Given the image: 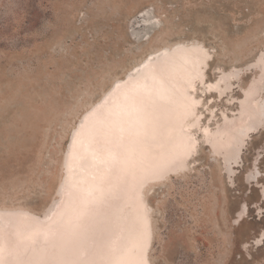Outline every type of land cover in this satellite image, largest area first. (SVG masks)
<instances>
[{"label":"rangeland","instance_id":"374dc122","mask_svg":"<svg viewBox=\"0 0 264 264\" xmlns=\"http://www.w3.org/2000/svg\"><path fill=\"white\" fill-rule=\"evenodd\" d=\"M196 48L204 59L197 74L186 75L192 80L185 88L192 106L184 119L176 123L180 117L173 110L168 120H151L155 112L182 102V87L161 90L163 102L153 104L142 88L154 92L166 81L154 80L145 63L122 81L125 89L136 82L137 91L131 97L121 91L120 100L129 105L128 118L133 107L134 115L142 111L141 119L152 126L112 139L107 149L112 169L95 175L80 169L81 163L98 160L94 152L107 155L94 149V137L85 142L83 132L105 127L102 108L116 110V104L99 105L112 84L150 53L158 52L152 61L159 59L155 65L162 71L171 55ZM95 106L102 116L77 131L69 150L71 164L76 161L68 168L76 177L61 199L71 133ZM152 127L163 129L150 139L157 146L137 154L129 143L139 142L142 149L143 134ZM178 143H187L184 151ZM84 173L103 191L104 184L115 183L116 195H110L115 199L107 196L91 206L77 177ZM134 194L150 231L136 258L144 264H264V0H0V210L12 216V230L0 234V264H87L94 250L100 252L104 231L113 232L108 218L116 206ZM26 211L39 216L51 211L54 220H40L39 228L16 242L14 229L33 226Z\"/></svg>","mask_w":264,"mask_h":264},{"label":"bare ground","instance_id":"6f19581e","mask_svg":"<svg viewBox=\"0 0 264 264\" xmlns=\"http://www.w3.org/2000/svg\"><path fill=\"white\" fill-rule=\"evenodd\" d=\"M189 44V43H188ZM182 45V44H181ZM194 45V44H193ZM197 45V44H196ZM182 46H184V44L182 45ZM181 46V47H182ZM191 47H193V49L195 48L194 46H192V45H190ZM175 48L176 47H178V46H174ZM181 47L179 48V51L181 50ZM187 47V46H186ZM189 47V46H188ZM191 47H189V48H191ZM173 48V47H172ZM171 48V49H172ZM169 48H163V51L165 52H167V51H169L168 50ZM177 49V51H178V48H176ZM197 50L196 51H192L190 54H182V53H176L175 55H167V53H166V55L169 57V58H167V60H166V65L163 67L164 69L161 71V70H159L157 67H156V65L155 64H157L158 63V60H157V58H156V60H157V63H154L153 61H152V58L153 57H155L157 54H158V52L157 53H150V55H149V57L148 58H146L142 63H140L134 70H131L130 72H128L126 75H125V77H124V79L122 80V79H120V80H117V81H115L113 84H112V86L110 87V90L108 91V93H106L105 94V96H104V98H103V100L101 101V102H99V105L102 107L103 106V104L102 103H106L107 105H109V106H113L114 104H116V110H114V111H112V112H107V109L105 110L104 108H102V111H104L105 112V114H103V116H102V113L100 114V113H98L99 115H101L102 117H106V124H105V127L103 128V129H99L98 131L99 132H97L96 134H94V133H92V130L90 131L89 130V128L87 129V128H85V127H83L84 126V124H85V126L86 127H91V125L95 122V121H97V117L99 116L98 114V116L96 115V113L98 112L97 110H98V106L96 107L95 106V108H91V110H88V111H86V114L84 115L83 114V116L81 117L82 118V120L80 121V123H79V126L77 127V129L75 130V131H73V133H71L72 135H71V139H70V148H68V151H67V153H66V157H65V162H66V164H65V168H67V170H65L66 172H67V174H66V178H65V175H64V181L60 184V186H59V189H58V192H59V194H60V197H61V199L62 198H64V196H65V194H64V190L65 189H67V188H69L68 187V185L71 183H69L68 181L70 180V179H72V178H75L76 176H74V175H72V174H70V168H69V166H71L72 167V165H74L73 163L76 161V160H74L73 161V163L71 164V159H69V150L71 151V150H73L72 149V143H73V141H75V139H76V137L78 138V136H77V131H79V130H83L84 128V131L85 132H83L84 133V141L85 142H88V140H90L91 139V137H94L95 138V140H96V142H95V144H96V148H94L95 150H104V153L107 151V149H109L110 147V144L113 142L112 141V139L115 141L116 139H117V137H118V139L119 138H121V135L122 136H128V135H131V134H135V129H137L138 127H139V129H137V131H136V133H138V134H140L139 132H142V131H144L143 130V126H144V128H145V126H147V124L149 125V128H150V126H152V122L150 121V123H148L149 122V120H142L141 119V116H142V111L141 112H139L138 113V115L137 116H135L134 115V109H133V107L132 108H130V111H131V115H130V118H128L129 117V111L127 110V107L129 106L128 104H126L125 102H122V100H120L121 99V97H120V93H121V91H122V93L124 94V91L127 93V95L129 96V97H131V96H133L134 94L133 93H135V90L137 91V88H138V85L136 84V82H134V84L132 85V86H129V87H127L126 89L122 86V81H127V80H129V78L132 76V74L135 72V70L138 68V67H140L141 65H144L145 63L146 64H148V63H150L149 65H150V67H152V68H150V70L152 71V73L151 74H154V77H155V79L154 80H156L157 82H159V81H161L162 80V76H164L165 77V81L166 82H164L163 80H162V83H159L160 84V87L159 86H157V84L155 85V87H153L154 89H152V90H154V92H148L149 91V89H146V88H142V93L143 92H146V94L147 95H145L144 97H146V98H150L151 99V101L153 102V104H155V105H159L160 104V102H163V99L162 98H160L161 97V90H164V91H169V89H172V88H175L176 86L178 87V85H179V87H182V90L179 92V95L180 96H182V102L181 101H179L178 103L177 102H175L174 104L173 103H171L172 104V107L170 108V109H168V110H166V109H161V111L159 112H155V115L153 116V118L151 119V120H153V121H155L154 120V118H165L166 120H168V117L170 116V115H173L171 112L173 111V110H175V113L176 114H179L178 116L180 117V119L178 118V119H176V123L178 122V123H180L183 119H184V116H186L187 115V112L191 109V106H192V103H190L191 102V99L189 98V97H187L186 95V91H185V88H187V87H189V84H190V82L192 81L191 79V81H189V79L187 78V76L188 75H190V73L191 72H194V74H197V71H196V69H197V64H199L204 58H203V55H202V50H200V48L198 49V48H196ZM162 50V49H161ZM161 50H159V51H161ZM182 50H186V49H182ZM163 51H161V52H163ZM189 51V50H188ZM163 52V53H164ZM203 53H205V52H203ZM165 54V53H164ZM163 55V54H162ZM205 55V54H204ZM164 57V56H163ZM162 58V57H161ZM183 58H185V60H181V59H183ZM203 58V59H202ZM155 59V58H154ZM165 59H166V57H165ZM177 60L179 61V60H181L182 62H179L178 64H175V62H177ZM162 60H160V62H161ZM163 61H164V59H163ZM162 61V62H163ZM190 61V62H189ZM186 63V64H185ZM188 63V64H187ZM159 64V63H158ZM188 65V66H187ZM147 66V65H146ZM148 67V66H147ZM200 67V66H199ZM199 67H198V70L200 71L201 70V68L199 69ZM134 68V67H133ZM141 68H142V66H141ZM147 69V68H146ZM145 69V70H146ZM180 69H181V71L182 72H180ZM183 69V70H182ZM186 69H187V71H186ZM144 69H142V71H143ZM198 71V72H199ZM148 72H146V74H147ZM187 73H188V75H187ZM141 75H142V72L140 73ZM224 74V73H223ZM148 75H149V73H148ZM187 75V76H186ZM193 75V74H192ZM145 76H147V75H145ZM153 78V77H152ZM191 78V77H190ZM167 79V80H166ZM193 79V78H192ZM195 79H196V77H195ZM194 79V80H195ZM134 81V80H133ZM145 81V80H144ZM146 81H148L147 79H146ZM194 82V81H193ZM130 83V82H129ZM150 83V82H149ZM166 83H168L169 84V86L167 87V85H166ZM192 83V82H191ZM126 85V84H125ZM163 86V87H162ZM172 86V87H171ZM123 87V88H122ZM152 87H150V88H152ZM180 89V88H179ZM173 90V89H172ZM139 92H140V90H138ZM248 91V90H247ZM148 92V93H147ZM173 95V94H172ZM178 95V96H179ZM122 96V95H121ZM179 96V97H180ZM191 96V95H190ZM140 97V96H139ZM171 97V96H170ZM177 97V96H176ZM246 98H248V97H246ZM253 98V97H252ZM118 99V100H117ZM123 99V98H122ZM173 99V98H172ZM194 99V98H193ZM243 99V98H242ZM143 100H145V99H143ZM169 101V100H168ZM172 101V100H171ZM143 102V101H142ZM245 102V101H244ZM166 103H167V100H166ZM166 103H165V105H166ZM113 104V105H112ZM152 104V105H153ZM170 104V103H169ZM196 104V103H195ZM167 106H168V103H167ZM105 107V106H104ZM106 108H108V107H106ZM151 108V107H150ZM126 109V110H125ZM243 109V108H242ZM155 110V109H154ZM166 110V111H165ZM152 111V110H151ZM156 111H157V108H156ZM251 111V110H250ZM249 111V112H250ZM256 111V110H255ZM106 113H108V115L106 114ZM186 114V115H185ZM239 114V113H238ZM96 115V116H95ZM189 115V114H188ZM100 116V117H101ZM101 117V118H102ZM172 117V116H171ZM239 117H240V115H239ZM96 118V119H95ZM176 118V117H175ZM174 118V119H175ZM132 119V120H131ZM231 119H234V118H231ZM237 119V118H236ZM134 120H135V122H136V124H134L133 122H134ZM237 121V120H236ZM103 122V121H102ZM96 123V122H95ZM98 123V122H97ZM183 123V122H182ZM160 124V123H159ZM174 125V124H173ZM183 125V124H182ZM182 125H181V127H182ZM93 126V125H92ZM101 126V125H100ZM175 127H176V124L174 125ZM174 126H173V129H174ZM170 129V128H169ZM128 130H130V131H128ZM181 130H182V128H181ZM184 132H186L185 130H183ZM187 131H189L188 129H187ZM123 132V133H122ZM158 132V134L159 133H162L163 132V129L161 128V129H158V130H154L153 129V127L151 128V131H149L148 130V132H146V134L144 133L143 134V138H144V140H146V142H143L141 145H142V149H137V147H136V145H138V143H136V145H133V144H131V143H129V146L131 147V148H135V150H138L136 153L138 154V153H145L146 151H149V150H151V149H155L154 148V146L156 145L157 146V144H156V142H154V143H151V141H150V139H152V137L153 136H155V133H157ZM182 132V131H181ZM183 132V133H184ZM190 132V131H189ZM127 133H131V134H128V135H125V134H127ZM188 133V132H187ZM187 133H186V135H187ZM213 133V132H212ZM80 134V133H79ZM213 134H215V133H213ZM185 135V134H184ZM189 135H191L190 133H189ZM182 137V136H181ZM191 137V136H190ZM241 137V136H240ZM123 138V137H122ZM138 138V137H137ZM238 138H239V136H238ZM242 138V137H241ZM80 139H81V136H80ZM170 139V138H169ZM168 139V140H169ZM180 139V138H179ZM188 139H189V137H188ZM193 139V138H192ZM192 139L190 140V141H188V140H185L186 142L188 141V143L189 144H191L190 142L192 141ZM210 140H211V138H209ZM217 139V138H216ZM215 139V140H216ZM94 140V141H95ZM138 140H139V138H138ZM237 140H239V139H237ZM91 141V140H90ZM123 141H125V140H123ZM167 141V140H166ZM173 141V140H172ZM77 142H79V141H77ZM171 142V141H170ZM178 142H180V141H178ZM193 142V141H192ZM109 143V144H108ZM115 143V142H114ZM114 143H113V146H114ZM176 143V142H175ZM174 143V146L176 145ZM182 143V142H181ZM181 143H178L177 145L180 147L181 146ZM76 144V143H75ZM74 144V145H75ZM120 144V143H119ZM180 144V145H179ZM184 144V143H183ZM187 144V143H186ZM186 144H184L183 146H185ZM188 144V145H189ZM236 144H237V142H236ZM85 145V144H84ZM84 145L82 146V147H84ZM88 145V144H87ZM173 145V144H172ZM193 146H194V144H192ZM75 146H77V145H75ZM119 146V145H118ZM155 146V147H156ZM169 146H170V144H169ZM183 146H181V148H183ZM187 146V145H186ZM185 146V147H186ZM192 146V147H193ZM81 147V148H82ZM91 147V146H90ZM89 147V148H90ZM109 147V148H108ZM120 147V146H119ZM164 148L165 147H168V145H166V146H163ZM185 147L182 149L183 151L185 150ZM112 148H114V147H111V149ZM124 148V147H123ZM169 148V147H168ZM171 148V147H170ZM169 148V149H170ZM173 148V147H172ZM171 148V149H172ZM181 148L179 149L180 150V152H182L181 154H183L184 152L181 150ZM191 148V147H190ZM190 148H188V149H190ZM75 149V148H74ZM94 149H93V151H94ZM110 149V150H111ZM116 149H120V148H116ZM188 149H186V151L188 150ZM123 150V149H122ZM141 150V151H140ZM89 151H90V149H89ZM109 151V150H108ZM106 152V154L107 155H104V153H101V154H103L104 156H100L99 157V155L98 154H96V152H94L95 153V156L98 158V160H94L93 162H89L88 160V163L84 166L82 163L78 166L80 169H84L87 173H89L90 175H95L96 174V172H97V170H100V169H105L106 167L108 168L109 167V169H112V163H113V161H111V159L109 158L110 157V154L109 153H112V152ZM185 151V152H186ZM72 152V151H71ZM117 152V151H116ZM123 152V151H122ZM179 152V153H180ZM189 152V151H188ZM73 153H74V151H73ZM84 153V152H83ZM91 153V152H90ZM93 153V152H92ZM99 153V152H98ZM120 153V152H119ZM118 153V154H119ZM135 153V154H136ZM175 153V152H174ZM177 153V152H176ZM76 154V153H75ZM117 154V155H118ZM178 154V153H177ZM188 154V153H187ZM82 155V154H81ZM86 155V154H85ZM90 155V154H89ZM94 155V154H93ZM98 155V156H97ZM184 155V154H183ZM72 156V155H71ZM74 156V155H73ZM79 156V155H78ZM83 157H84V155H82ZM107 156V157H106ZM113 156V155H112ZM111 156V157H112ZM178 156V155H177ZM185 156L187 157V155L185 154ZM86 157V156H85ZM84 157V158H85ZM140 157V156H139ZM167 157H169V156H167ZM185 157V158H186ZM71 158V157H70ZM74 158V157H73ZM87 158H89V156L87 157ZM95 158V157H94ZM174 158V157H173ZM185 158H184V160H185ZM175 159V158H174ZM77 160H78V158H77ZM115 160V159H114ZM142 160H143V158H142ZM148 160V159H147ZM145 161V160H144ZM180 161V160H179ZM84 162V161H83ZM119 162V161H118ZM127 162V161H126ZM144 163V162H143ZM119 165H121V164H119ZM155 165V164H154ZM158 165H160V164H158ZM177 165V164H176ZM180 165V164H179ZM145 166V165H144ZM146 166H147V164H146ZM178 166V165H177ZM150 167V166H149ZM153 167V166H152ZM154 167H157V166H154ZM176 167V166H175ZM179 167V166H178ZM69 168V169H68ZM73 168V167H72ZM75 168V167H74ZM121 168V167H120ZM146 168V167H145ZM148 168V167H147ZM177 168V167H176ZM151 169V168H150ZM79 171V169H77V170H75V172H78ZM65 172V173H66ZM108 172V174L110 173V171H106L105 173H107ZM116 172H117V170H116ZM115 172V173H116ZM105 173H103V174H105ZM114 173V172H113ZM111 174V173H110ZM109 174V175H110ZM85 173L84 174H80L79 176H77L78 178H80L81 180H82V182L79 180V182H81L80 183V185H81V187H83V193H85L86 195H87V197H91L90 199H91V206H95V205H97V204H99V203H101L102 202V199H104V198H106L107 196L111 199L112 197H113V192H114V184L115 183H112V181H111V183L112 184H104V187L102 188V189H105V191H103V190H100V188L99 187H95V186H92V181H91V179L89 180V181H91V182H89V181H87L86 180V178H85ZM102 176V175H101ZM114 176H115V174H114ZM113 176V177H114ZM121 176V175H120ZM91 177V176H90ZM94 177V176H93ZM98 178V177H97ZM117 178V177H116ZM94 179V178H93ZM92 179V180H93ZM104 179V178H103ZM160 179V178H159ZM73 180V179H72ZM96 180V179H95ZM99 180V179H98ZM107 180V179H106ZM106 180H104L105 182H106ZM76 181V180H75ZM97 181V180H96ZM95 181V182H96ZM101 181H103L102 180V178H101ZM119 182V181H118ZM117 182V183H118ZM74 183V182H73ZM77 183H78V181H77ZM104 183V182H103ZM74 184H76V182L74 183ZM95 184V183H94ZM97 184V183H96ZM100 184H101V182H100ZM73 185V184H72ZM78 185V184H77ZM98 185V184H97ZM98 186H100V185H98ZM125 186H127V185H125ZM125 186H124V188H125ZM74 188V187H73ZM80 190V189H79ZM78 190V191H79ZM132 191V190H131ZM65 192H66V190H65ZM129 192V191H128ZM119 193V192H118ZM130 193V192H129ZM75 194V193H74ZM78 194V193H77ZM112 194V197H110V195ZM114 195H116V193L114 194ZM118 195V194H117ZM120 196V195H119ZM142 196V195H141ZM78 197V196H77ZM77 197H75V199L77 198ZM115 197V196H114ZM118 197V196H117ZM122 197H124V196H122ZM79 198V197H78ZM77 198V199H78ZM75 199L73 200V201H75ZM81 199V198H80ZM84 199V198H83ZM115 199V198H114ZM114 199H111V200H114ZM117 199V198H116ZM81 201V200H80ZM83 201V200H82ZM81 201V202H82ZM122 202H121V204L120 205H117L116 206V211H115V214H114V216H113V218L112 217H109L108 219H110L111 220V224H112V226H111V231H112V229H113V232H111V233H108L107 231L105 232L104 231V233H103V235H101V239H103L104 241L102 242V247H101V250H100V252L98 253V252H96L95 250L92 252V259H89L88 260V262H86L87 264L90 262V264H138V262H142V261H139V259H136L137 257L138 258H140L139 256H137V254H138V252L139 253H142V251L144 250L145 251V245H144V241L147 239V236H148V234H149V230H148V226H147V224H146V221H145V216L142 214V212H141V207H142V204H141V201L139 200V198L137 197V195L136 194H134L133 196H131V197H127L126 199H122L121 200ZM78 202H79V199H78ZM80 202V203H81ZM108 202H110L109 201V199H108ZM61 203V202H60ZM80 203H78L79 205H80ZM85 203H86V201H85ZM111 203V202H110ZM145 203V202H144ZM76 204V203H75ZM112 204H114L113 202H112ZM85 204L84 203H81V206H83V208L85 207L84 206ZM103 205V204H102ZM101 205V206H102ZM145 205V204H144ZM80 206V208H82ZM103 206H105V205H103ZM107 206V205H106ZM110 206H112V205H110ZM76 207V206H75ZM107 207H109V206H107ZM98 208V207H97ZM113 208V207H112ZM127 208V209H126ZM59 209V208H58ZM76 209V208H75ZM85 209V208H84ZM92 209V208H91ZM94 209V208H93ZM100 210H101V208H99ZM81 210V209H80ZM87 210V209H86ZM90 210V209H89ZM25 211V210H24ZM54 211V210H53ZM66 211V210H65ZM82 211H85V210H82ZM82 211H80V212H82ZM93 211V210H92ZM11 212H13L12 210H11ZM27 213H29L28 214V217L31 219V220H33L34 222H33V226H26L25 228L24 227H18L17 229H14L13 231H15L17 234H18V236H17V239H16V242L17 241H19V239H22V238H25V237H27V235L30 233V234H32V232L31 231H35L36 230V228L38 227L39 228V224H40V220L41 221H43V222H48V221H50V220H52L53 218H54V216L52 217V215L50 216V213H51V211H48L47 213H45L44 215H42V216H39V215H37V214H32V213H30V212H28V211H26ZM55 212H56V209H55ZM69 212V211H68ZM75 212V211H74ZM77 212H79V210L77 211ZM88 211H86L85 213H87ZM97 212V211H96ZM112 212H113V210H112ZM111 212V213H112ZM10 212H8V210H0V234L1 235H4V236H6L5 235V231L7 230H9V229H11L10 228V217H12V216H10V215H8ZM88 213H92V214H94L93 212H88ZM87 213V214H88ZM87 214H85V215H87ZM97 213H95V215H96ZM24 215V214H23ZM58 215H60L59 213H58ZM77 215V214H76ZM79 215V214H78ZM84 215V214H83ZM90 215V214H89ZM89 215H87V216H89ZM94 215V216H95ZM100 215V214H99ZM107 215V214H106ZM21 216H22V214H21ZM62 216H64V215H62L61 214V217ZM86 216V217H87ZM92 216V215H91ZM91 216H89V217H91ZM98 216V215H97ZM105 216V215H104ZM89 217H87V220L89 219ZM106 217V216H105ZM105 217H104V219H105ZM149 217V216H148ZM18 218V217H17ZM63 218V217H62ZM80 219H81V217H79ZM93 218V217H92ZM95 218V217H94ZM97 218V217H96ZM98 218H100L99 216H98ZM73 219H75V218H73ZM80 219H78L79 221H82V220H80ZM101 219H103V218H101ZM39 220V221H38ZM54 220V219H53ZM85 220V219H84ZM93 220V219H92ZM96 220V219H95ZM57 221V220H56ZM59 221V220H58ZM60 221H61V218H60ZM65 221V220H64ZM72 221V220H71ZM102 221V220H101ZM104 221H107V220H104ZM16 222V221H15ZM55 222V221H54ZM83 222V221H82ZM90 222V221H89ZM93 223H94V221H92ZM96 222V221H95ZM81 223V222H80ZM85 223H86V220H85ZM84 223V225H87V223L85 224ZM97 223V222H96ZM51 224V223H50ZM49 224V225H50ZM79 224V223H78ZM89 224H91V223H89ZM98 224V223H97ZM97 224H94V225H91V226H93V227H95V226H97ZM101 224V223H100ZM99 224V225H100ZM13 225H15V224H13ZM59 225V224H58ZM64 225V224H63ZM97 226V227H100V226ZM105 225V224H104ZM41 226V225H40ZM79 226H81V225H79ZM12 227H14V226H12ZM32 227V228H31ZM93 227L92 228H90V230L91 229H93ZM49 228V227H48ZM72 228V227H71ZM82 228H83V226H82ZM24 229V230H23ZM61 228H59L58 229V231L60 230ZM98 229V228H97ZM102 229H103V225H102ZM12 230V229H11ZM89 230V229H88ZM94 230V229H93ZM93 230L92 231H90V232H93ZM95 231V230H94ZM3 234H2V233ZM14 232V233H15ZM79 232V231H78ZM87 234H89L87 231H85ZM7 233H9V232H7ZM6 233V234H7ZM38 233H40V232H37V234ZM57 233V232H56ZM68 233H70V232H68ZM98 233V232H97ZM55 234V233H54ZM58 234V233H57ZM60 234V233H59ZM58 234V235H59ZM80 234V233H79ZM92 234V233H91ZM1 235H0V237H1ZM35 235V234H34ZM84 235V234H83ZM86 235V234H85ZM84 235V236H85ZM95 235H97L96 233H95ZM61 236V235H60ZM70 236H73V235H70ZM81 235H78L76 238H78V237H80ZM83 236V237H84ZM3 237V236H2ZM1 237V238H2ZM54 237V236H53ZM52 237V238H53ZM82 237V238H83ZM149 237V236H148ZM5 238V237H4ZM73 238H75V237H73ZM86 238V237H85ZM146 238V239H145ZM80 239H81V237H80ZM79 238H78V240H77V242L80 240ZM40 240V239H39ZM83 240V239H82ZM81 240V241H82ZM85 240V239H84ZM99 241V240H98ZM1 242V241H0ZM16 242H15V244H16ZM26 242H28V240L26 241ZM41 242V241H40ZM84 242V241H83ZM94 242V241H93ZM61 243V242H60ZM59 243V244H60ZM147 243H148V241H147ZM13 244V243H12ZM34 244V243H33ZM42 244V243H41ZM44 244V243H43ZM77 244V243H76ZM147 246V245H146ZM11 247H14V245H12ZM29 248H30V246H29ZM6 249V248H5ZM31 249V248H30ZM38 250V249H37ZM83 251V250H82ZM99 251V250H98ZM143 251V252H144ZM37 252V251H36ZM69 253V252H68ZM71 253V252H70ZM83 253V252H82ZM134 253H136L135 255H134ZM146 253V252H145ZM131 255V256H130ZM134 255V259L132 258V256ZM140 255V254H139ZM145 255V254H144ZM143 255V256H144ZM148 255V254H147ZM146 255V256H147ZM145 256V257H146ZM149 256V255H148ZM142 257V256H141ZM70 258V257H69ZM68 258V259H69ZM72 258V257H71ZM58 259V258H57ZM61 259H63L62 257H61ZM75 259V258H74ZM133 259V260H132ZM143 259V258H142ZM146 259V258H145ZM144 259V260H145ZM60 260V259H59ZM73 260V259H72ZM91 260V261H90ZM73 261H75V260H73ZM72 261V262H73ZM132 261V262H131ZM65 262V261H64ZM80 262V261H79ZM61 263H63V262H61ZM76 263V262H75ZM150 263V262H149ZM148 263V264H149ZM64 264H66V262L64 263ZM68 264V263H67ZM73 264V263H72ZM76 264H82V263H76ZM142 264H144V261L142 262Z\"/></svg>","mask_w":264,"mask_h":264}]
</instances>
